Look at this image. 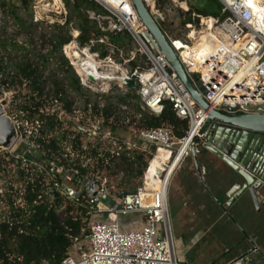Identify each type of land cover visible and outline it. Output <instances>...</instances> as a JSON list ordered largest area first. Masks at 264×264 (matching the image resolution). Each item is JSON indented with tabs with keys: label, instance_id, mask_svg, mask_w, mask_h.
<instances>
[{
	"label": "built area",
	"instance_id": "obj_1",
	"mask_svg": "<svg viewBox=\"0 0 264 264\" xmlns=\"http://www.w3.org/2000/svg\"><path fill=\"white\" fill-rule=\"evenodd\" d=\"M92 1L108 13H89L90 18L98 22L102 35L80 47L76 31L73 41L63 47V54L84 93L98 95L116 91L126 94L130 90L125 82L133 80L144 110L159 115L164 105L169 104L175 115L186 122L187 129L181 138H176L171 129L157 128L138 133L136 141L123 139L104 128L101 119L92 122L90 116H85V121L77 119L76 122L79 104L83 103L79 99L70 113L54 101L55 109H59L54 113L59 123L65 126L66 117L75 116L74 130L80 131L88 142L95 139L109 142L117 157L126 151H146L137 142L156 145L172 154L168 161L171 163H163L160 174L154 172L146 179L149 163L142 186L128 193L116 191L115 195L107 191L103 181L78 179L73 169L54 163L36 165L37 171L45 174L44 194L51 202L60 195L71 203H84L90 210L89 229L85 231L84 227L80 236L72 238V246L60 264H182L171 224L170 182L181 162L189 156L195 139L202 143L207 137V131L200 133L207 122L208 111L247 114L245 108L264 105V0L257 4L248 0H218L221 4L218 16L200 15L190 8L189 0L144 1L151 15L159 19L162 33L187 74L202 82L205 88L202 97L209 105L208 111L192 99L176 74L168 71L170 66L165 56L145 39L147 29L131 0ZM167 4L179 8L185 15L184 30L174 33L172 25L167 30L164 28L169 22L165 13ZM122 33L131 38L128 53L111 43L108 37V34ZM227 106L235 110L229 111ZM90 108L92 111L89 104L88 114ZM120 108L126 109L123 105ZM17 130H20V147L24 148L16 158L21 159L36 150L38 135L24 129L21 123ZM73 151L71 148L66 152L73 158ZM82 151L86 153L88 148L83 146ZM88 162L82 161V164ZM158 184L161 188L156 190ZM126 218H131V222H125Z\"/></svg>",
	"mask_w": 264,
	"mask_h": 264
},
{
	"label": "trees",
	"instance_id": "obj_2",
	"mask_svg": "<svg viewBox=\"0 0 264 264\" xmlns=\"http://www.w3.org/2000/svg\"><path fill=\"white\" fill-rule=\"evenodd\" d=\"M63 1L72 15L64 26L49 27L50 32L38 31L32 16L25 18L32 0L2 2V7L10 10L20 31L29 38L28 45L24 46L4 30L0 31L3 33L0 37V95L13 93L8 113L21 112L22 118L38 129V137L35 138L37 148L31 155L16 158L24 148L22 145L15 154H0V264H60L72 246V238L81 235L89 219L88 205L71 203L60 195L51 202L45 196L46 177L37 171L36 165L54 163L73 169L77 172L75 177L81 180L102 182L121 177L118 188L122 189L128 188L134 177L142 178L152 159L150 151L144 150L126 151L117 157L112 144L98 139L88 142L80 131L63 126L54 115L55 100L70 113L76 101L72 94L78 95V99L87 97L63 54V47L73 41L67 26L72 20L76 22L77 43L84 47L90 39L102 35L98 22L91 19L89 13L108 14L92 0ZM21 11L23 15H20ZM199 14L219 15L205 11ZM108 37L111 43L124 48L125 53L131 49V38L127 33L108 34ZM13 50L19 55L12 57ZM89 104L87 99L83 112ZM118 104L128 110L121 113ZM91 116L101 119L102 126L113 134L130 129L142 133L167 128L176 138H181L187 129L186 122L175 115L169 104L164 105L159 115L144 110L135 91L110 98L104 107L94 103ZM67 145L74 150L73 158L65 151ZM83 146L88 152L82 151ZM86 160L89 162L83 165L82 161ZM154 172L157 170L149 167L146 178ZM106 187L111 195H115L109 185ZM134 190L136 188L124 192Z\"/></svg>",
	"mask_w": 264,
	"mask_h": 264
},
{
	"label": "water",
	"instance_id": "obj_3",
	"mask_svg": "<svg viewBox=\"0 0 264 264\" xmlns=\"http://www.w3.org/2000/svg\"><path fill=\"white\" fill-rule=\"evenodd\" d=\"M131 2L139 20L147 29L145 39L165 56L170 66L168 71L176 74L192 99L208 111L209 105L202 97L205 93L202 82L196 76L191 78L187 74L175 50L162 33L159 19L151 15L144 0ZM125 84L130 91L136 90L135 81H126ZM6 105L5 100L0 101V152L11 149L18 138L15 123L6 116L4 109ZM226 109L235 110L229 106ZM245 110L247 114L208 111L207 122L200 133L207 131V137L202 143L196 138L195 145L189 153L200 185L225 212L243 198L250 199L257 211L264 209V105L251 106ZM203 153L211 154L232 173L228 179L231 187L227 192L229 201L226 205L221 204L205 184V169L201 167L199 161ZM157 173L160 174V171L157 170ZM253 250H256L255 246ZM243 254L239 260L247 256Z\"/></svg>",
	"mask_w": 264,
	"mask_h": 264
},
{
	"label": "rangeland",
	"instance_id": "obj_4",
	"mask_svg": "<svg viewBox=\"0 0 264 264\" xmlns=\"http://www.w3.org/2000/svg\"><path fill=\"white\" fill-rule=\"evenodd\" d=\"M3 1H12V3H14V1H16V0H0V31L2 32V30H4L7 33V35L10 38L15 39L17 43H19L21 45H24V46H27L28 45L27 41H28V38H29L28 35H26L24 32L20 31V29L18 28L14 18L10 14V10H8L7 8H3L2 7V2ZM60 1H61V4H60L61 6L58 8L51 1L45 2V1H42V0H32L31 5H30V11H29V13L27 15H25V18L29 19L30 16H32L33 23L38 24V31L45 30L47 32H50L51 29H49V27H52L54 25L64 26L66 24V22H67L66 19L68 20V18H70L72 14H71V10L65 6L64 1L63 0H60ZM191 2L194 5L195 9L193 11H195V12L196 11L202 12L204 9H209V7L212 10V13L215 12L214 14H217L219 12V10L217 9L218 3L216 2V0H191ZM54 8H56V9H54ZM165 8H166L165 11L167 10L165 13L167 14L169 22L167 23V25L164 26V28L167 30L172 25V27H170V28H173V32L174 33H177L178 31L184 30L182 21H183V17L185 15H183V12L179 8L175 7L172 4L171 5L167 4V6ZM20 15H23L22 11L20 12ZM61 15L64 16L63 19L60 18ZM75 27H76V22H74V20H72L69 23V26H67V28L70 30V33H71L73 39H74V36L76 35V31H77L75 29ZM1 32H0V37L3 34ZM76 42H77V40H76ZM17 54L19 55V53H17L15 50H13V54H12L13 56L12 57H15ZM4 56L5 55H3V57ZM5 61L7 62V59H5ZM47 75L48 74L46 73L45 77H47ZM118 94H120V93L116 92V91H112V92H108V93L107 92L106 93L103 92V93H100L98 95H96L93 92H87V98L86 97H84V98L79 97L80 98L79 101H82L83 103L79 104L80 113L76 117L74 116L75 119H76V122H78V120H84L85 121L86 117H88V116H90L91 119H93V121H96L97 119H99L97 117H95V118L93 117L92 118V116L90 114V112L92 113L91 108H90L89 114H88V111L87 112H83V108L82 107L83 106L85 107V103L84 102L87 99L90 100V107H93L94 103H98L100 107H104V106H106L109 103V99L110 98L115 97ZM76 97H78V95L72 94V99L75 98L76 100H78V98H76ZM3 100H5L6 103H7V105L4 108L5 112H6V116L8 118H10L15 123L16 127H17L18 124L21 123L24 126V129H27L28 131H32L33 133L38 135V131H37L38 129H36L35 126H33V124L27 123L22 118L23 115H22L21 112L15 110L12 114L8 113V107L10 106V104H11V102L13 100V93H4L3 95H0V101H3ZM118 105L121 106L120 104H118ZM56 110H57V112H59L58 108H56ZM125 110H128V109L126 108ZM120 111L122 113L124 110L120 108ZM74 117L67 116L66 117L67 120H64L66 122V124H67L65 126L69 127L70 129H73L74 128V126H73V118ZM137 118H139V117L137 116ZM81 125L84 126L83 123ZM114 135L123 137V139H133V141H136L135 140V138H136L135 136L138 135V133L130 129L127 132H120L119 131V132H117ZM19 136H20V130H18V138H17V141L14 144V146L11 149H4L3 151L0 152V154L5 155V154L8 153V154L12 155L14 153H17L19 151L20 142H21L19 140ZM137 144L141 148H144L146 151H150V153L152 155V159L158 153L159 147H157L156 145H153V144L152 145H149V144L148 145H143V144H141V142H137ZM69 150H71V147L69 145H67L65 151H69ZM171 158H172V154H171L170 159ZM207 159H208V161H206ZM210 159H212V160L210 161ZM150 161H149V163H150ZM199 161H200V159H199ZM169 163H171V162H166V164H169ZM201 163H204V166H206V167L207 166L210 167V170L213 171V173H215V172L217 173V182L221 183L223 186L224 185L228 186V179H230L232 173L229 170H227L226 167H224L218 160H216V159L214 160L213 158H211L209 156H204L202 158V160L200 161V164ZM183 165L187 166V169H189L187 177H185V179H183L184 180L183 183H186V185H185L186 189L188 191L192 192V198H196L195 195L199 194L198 192H200L201 193L200 197H202V201H204L206 203L207 202L212 203L213 200L211 201L210 195L208 196L207 191L203 187L202 188L204 189L205 192L203 190L199 191V186H198L199 185V180H198V177L196 175V172H195V169H194V165H193V161H192L190 155L187 156L181 162L180 167H182ZM120 181H121V177H118L116 179H104L103 180V182L106 183V186L109 185V187H110L109 189L116 193V191H128L130 189H135V188L137 189L138 187L142 186L144 184V182H145V174L143 175L142 178H135L134 177L129 182L128 188L127 187H124L122 189L118 188V185H119ZM174 182H175V184H177L178 183V179L174 180V177H173L171 182H170L169 197H170V194L172 192H175L176 185L174 187L171 186ZM248 201H250V199L243 198L236 205L234 210H232V209L230 210L229 209L227 212L230 213V218L233 219V216L236 215L237 211L240 212L239 211L240 209L242 210L243 208H245L246 205L249 203ZM177 205H178L177 204V199H176V197L173 198V195H172V199L170 200V203H169L170 214H171V224H172L173 231H174V238H175V241H176L177 252H178V254H179V256H180V258L182 260V264H183V262L185 260H187V258L189 257L191 251L190 252L188 251L187 243H185V247H183L181 253H179V250H178L179 249L178 247L180 245V243H179V240H180L179 238L180 237L176 234V218H177L176 217V211H177ZM218 216H219L218 213L215 212V214H213V216L210 217L211 219L208 220L209 223H206V225L210 229L214 226V220L217 219ZM213 218H215V219L213 220ZM234 219L232 220L233 222H238L239 223L238 217H237V220H236V218H234ZM123 220L125 222L126 221L127 222H131V218H126V219H123ZM86 223H88V222H86ZM200 223L201 222L199 220L193 221V224L191 226L193 232L189 236H186L187 241H189V239H191V238H196L195 233L198 232L199 227H201ZM88 229H89V223L85 224V229L84 230L87 231ZM185 230L187 231V229H185ZM210 256H212V255H210Z\"/></svg>",
	"mask_w": 264,
	"mask_h": 264
},
{
	"label": "crops",
	"instance_id": "obj_5",
	"mask_svg": "<svg viewBox=\"0 0 264 264\" xmlns=\"http://www.w3.org/2000/svg\"><path fill=\"white\" fill-rule=\"evenodd\" d=\"M216 2L218 3L217 9L219 10L217 14H220L221 4L218 0ZM189 6L195 9L191 0H189ZM203 11H211L212 13L210 7ZM196 12L199 13L198 11ZM170 157V153L159 149L151 161L158 160L166 163ZM204 169L206 186L217 196L221 204L226 205L229 201L227 192L231 187L230 184L223 186L217 182L216 172L213 173L208 166H204ZM188 171L189 169L185 165L176 171L173 177L174 180L178 179V183L175 184L174 182L171 185L172 187L176 185V187L175 192L171 191L172 193L169 197V203L173 195V198L176 197L178 204L176 211V234L180 237L179 253L185 247V243H187L188 251H191L189 257L183 264H228L232 258L243 253L247 255L243 264H264V209L257 211L250 200L245 208L240 209V212H236L237 216H233V219L236 218V220L238 217L239 223L233 222V219L230 218V213L223 211L211 196L212 203L202 201L200 192L195 195L196 198H192V192L188 191L185 187L186 183H183V179L187 177ZM198 186L199 191H204L200 183ZM240 200L236 201L230 210H234ZM215 212L219 216L217 219L213 218V220L215 219L214 226L210 229L206 223H209L208 220L211 219L210 217ZM196 220L201 222V227L195 233L196 238H191L187 241L186 236H189L193 232L191 226L193 221ZM254 246L256 250H253Z\"/></svg>",
	"mask_w": 264,
	"mask_h": 264
},
{
	"label": "bare ground",
	"instance_id": "obj_6",
	"mask_svg": "<svg viewBox=\"0 0 264 264\" xmlns=\"http://www.w3.org/2000/svg\"><path fill=\"white\" fill-rule=\"evenodd\" d=\"M42 1H45V2H48V1H51L52 3H54V5L56 6V7H60L61 5V1L60 0H42ZM144 1H149V0H144ZM251 4H257V3H260L262 0H248ZM54 9H56V8H54ZM204 40H207V38H205ZM201 46H203V44L201 45ZM71 47H74L73 45H71ZM72 49H76V48H72ZM163 150V149H162ZM168 153H170V152H168ZM184 153L185 152H183L182 153V155H184ZM172 159V158H171ZM171 159L169 160V161H171ZM163 163L164 162H161V161H158V160H155V161H151L150 162V168L151 169H155V170H159L160 171V169L162 168V166H163ZM177 166V162L175 163V165H174V167H176ZM147 173H148V171L146 172V175H147ZM156 190H158V189H160L161 188V185H157L156 187Z\"/></svg>",
	"mask_w": 264,
	"mask_h": 264
},
{
	"label": "flooded vegetation",
	"instance_id": "obj_7",
	"mask_svg": "<svg viewBox=\"0 0 264 264\" xmlns=\"http://www.w3.org/2000/svg\"><path fill=\"white\" fill-rule=\"evenodd\" d=\"M202 156V158L204 157V156H209V157H211V158H213L214 160L216 159L215 157H213L211 154H209V153H203V154H201ZM200 157V161L202 160V158ZM207 158V157H206ZM212 159H210V161H211ZM217 160V159H216ZM206 161H208V159L206 160ZM203 162V161H202ZM205 162V161H204ZM220 162V161H219ZM201 165V167L202 168H204V163H201L200 164ZM209 165V164H208ZM242 255V254H241ZM241 255H239V256H237V257H234V258H232V260H230L229 262H228V264H243L244 262H245V258H246V256L245 257H243L241 260H239V258L241 257ZM244 255V254H243Z\"/></svg>",
	"mask_w": 264,
	"mask_h": 264
}]
</instances>
